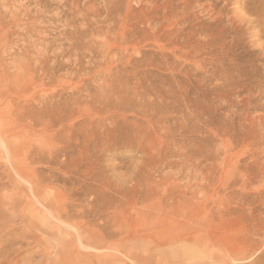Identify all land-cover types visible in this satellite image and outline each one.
Here are the masks:
<instances>
[{
  "label": "rangeland",
  "instance_id": "rangeland-1",
  "mask_svg": "<svg viewBox=\"0 0 264 264\" xmlns=\"http://www.w3.org/2000/svg\"><path fill=\"white\" fill-rule=\"evenodd\" d=\"M3 1L0 34L5 23L14 32L6 28L7 38L1 34L2 75L14 79L16 64L34 58L39 60L31 65L57 60L60 70L55 69L54 82L47 78L40 88L34 84L41 73L33 69L16 78L15 84L22 80L19 87L0 80L10 83V89L0 84L2 90L7 86L0 90V118L9 120L8 102L16 101L20 90H28L34 118L18 123L13 132L0 128V264H264V0H180L174 13L170 0H159L157 9L140 0ZM18 12L23 22L33 23L12 24L20 22L17 15L11 18ZM121 33L133 37L119 51L115 42ZM108 85H116L117 94L123 91L122 101L113 100L115 111L106 116V109L101 119L91 116L89 95L102 99ZM11 88L15 94L8 93ZM71 97L80 101L64 128L57 123L44 131L40 122L61 114ZM32 120L40 125L32 126ZM167 185L175 187L178 201L183 196L181 202L189 199L191 205L195 198L204 204L192 203L190 210L204 206L206 212L220 210V216L218 211L208 223L197 210L184 219L175 207L170 209L173 222L192 221V229L176 232L144 224L147 213H157ZM138 212L143 218L136 220Z\"/></svg>",
  "mask_w": 264,
  "mask_h": 264
},
{
  "label": "bare ground",
  "instance_id": "bare-ground-1",
  "mask_svg": "<svg viewBox=\"0 0 264 264\" xmlns=\"http://www.w3.org/2000/svg\"><path fill=\"white\" fill-rule=\"evenodd\" d=\"M1 1H3V0H1ZM9 1V0H8ZM106 1V0H105ZM115 1H117V0H115ZM120 1V3H121V0H119ZM140 1H144L146 4L145 5H147V6H149V7H151V8H153V9H157V8H159L160 7V5H159V0H140ZM171 2H173V7H172V13H174L175 12V10H176V8H177V5L180 3V0H170ZM185 1V3L186 4H188L187 2H189L190 0H184ZM193 1H195V0H193ZM4 2V1H3ZM10 2V1H9ZM8 2V3H9ZM73 2H75V1H73ZM88 2V1H87ZM72 3V2H71ZM90 3H91V0H90ZM115 3V2H114ZM80 4V3H79ZM107 4H109V2H107L106 3V5ZM115 4H118V3H115ZM114 4V5H115ZM190 4V3H189ZM9 5V4H8ZM72 5V4H71ZM70 5V6H71ZM74 5V4H73ZM71 6V7H74V6ZM75 5H77V4H75ZM86 5V4H85ZM85 5H84V7H85ZM113 5V1H112V6H114ZM118 5H120V4H118ZM4 6V5H3ZM10 6V5H9ZM80 6V5H79ZM88 7H90L91 5H87ZM93 6V5H92ZM91 6V7H92ZM122 6V5H121ZM0 7H1V5H0ZM82 7V6H81ZM83 7V8H84ZM94 7H95V5H94ZM105 7V6H104ZM115 7V6H114ZM5 8H7V6L5 7ZM10 8V7H9ZM83 8H81V9H83ZM87 8V7H86ZM98 8H99V6L97 7V11H99L98 10ZM185 8H186V5H185ZM184 8V9H185ZM8 9V8H7ZM21 9H22V7H21ZM80 9V10H81ZM89 9V8H88ZM90 9H94V8H90ZM89 9V10H90ZM94 9V10H95ZM100 9V8H99ZM116 9H117V7H116ZM123 9V8H122ZM6 10V9H5ZM71 10V9H70ZM7 11V10H6ZM21 11V10H20ZM75 11V10H74ZM106 11V10H105ZM111 11V10H110ZM15 12V11H14ZM28 13V11H25V13ZM86 13H87V11H85ZM85 12H83V16L85 15L86 16V13ZM4 13V12H3ZM12 13H13V11H12ZM69 13H71V12H69ZM76 13V12H75ZM74 13V14H75ZM100 13H102V12H100ZM108 13H111V12H108ZM29 14V13H28ZM72 14V13H71ZM73 14V15H74ZM89 14V13H88ZM91 14V13H90ZM1 15H2V13H1ZM12 15V14H11ZM15 16H13L12 15V19H14L13 17H17V16H19V17H21L20 15H19V12H18V14H14ZM17 15V16H16ZM100 15V14H99ZM108 15V14H107ZM3 16V15H2ZM10 15H8V17H9ZM22 16H24V15H22ZM26 16H27V14H26ZM29 16H31V15H29ZM33 16V15H32ZM35 16V15H34ZM106 16V15H105ZM110 16V15H109ZM4 17V16H3ZM18 17V18H19ZM87 17V16H86ZM96 17H98V16H96ZM147 17V16H146ZM2 18V17H1ZM10 17H9V21H10V19H11ZM22 18V17H21ZM21 18H19L18 20H20V22H12V24H18V23H20V25H21V23H23V24H28V26H29V24L31 23H33L32 21L31 22H29L28 23V19L29 18H26L28 21H26V23L25 22H23V21H25V19L23 20V18L21 19ZM32 18H34V17H32ZM39 17H37V19H38ZM88 18V17H87ZM86 18V19H87ZM108 18V17H107ZM114 18H115V16H114ZM120 18V17H119ZM149 18V17H148ZM147 18V19H148ZM11 19V20H12ZM17 19V18H16ZM85 19V18H84ZM106 19V18H105ZM112 19V18H111ZM6 20H7V18H6ZM15 20V19H14ZM32 20V19H31ZM107 20V19H106ZM114 20V19H113ZM75 21V20H74ZM73 21V22H74ZM86 21V20H85ZM89 21H90V19H89ZM108 21V20H107ZM116 21H118L117 19L115 20V22ZM0 22H2V21H0ZM35 22V21H34ZM8 23V22H7ZM87 23V22H86ZM4 24V23H3ZM6 24V23H5ZM5 24H4V27H5V31H2L1 32V34L4 32H6V30L9 28L10 30H11V28L10 27H12L11 25H9L10 27H7V26H5ZM9 24V23H8ZM7 24V25H8ZM91 24V23H90ZM122 24V23H121ZM1 25H2V23H1ZM1 25H0V27H1ZM25 25V26H26ZM34 25V24H33ZM114 25H116L115 23H114ZM16 26V25H15ZM21 26H23V25H21ZM21 26H18V27H21ZM92 26H93V23H92ZM120 27H122L121 25H119ZM115 27V26H114ZM7 28V29H6ZM15 28V27H14ZM26 28H27V26H26ZM32 28V27H31ZM30 28V29H31ZM88 28V27H87ZM113 28V27H112ZM2 29H3V26H2ZM1 28H0V30H2ZM25 29V28H24ZM30 29H28V30H30ZM13 30V29H12ZM11 30V31H12ZM18 30V29H17ZM16 30V31H17ZM88 30V29H87ZM8 32H9V30H7V35H8ZM13 32H14V30H13ZM26 32H27V30H26ZM31 32V31H30ZM126 32V31H125ZM3 33V36L6 34H4ZM17 33H19V32H17ZM28 33V32H27ZM69 33V32H68ZM73 33V32H72ZM137 33V32H136ZM1 34H0V40H1ZM13 34V33H12ZM16 34V33H15ZM76 34H78L77 32L75 33V35ZM120 34V33H119ZM118 34V35H119ZM70 35V34H69ZM121 35H122V33H121ZM115 36H117V35H115ZM123 36V38H121V39H117V41L115 42L114 40V42H115V44H116V47H118V49H120L119 51H122L123 49L122 48H125V49H127L126 47H127V43H129L130 42V40H132V37H129V35H127V34H124V35H122ZM214 37V39H215V41H216V39H217V35H213ZM77 37V36H76ZM79 38H80V35L78 36ZM77 37V38H78ZM4 38H7V37H5L4 36ZM74 38V37H73ZM116 38H118V36L116 37ZM109 39H111L110 37H109ZM115 39V38H114ZM123 39V40H122ZM4 40V39H3ZM3 40H2V42H3ZM70 40V39H69ZM79 40V39H78ZM122 40V41H121ZM7 41V40H6ZM9 41V40H8ZM76 41V40H75ZM118 41L120 42V43H118ZM68 42V41H67ZM109 42V41H108ZM125 43V44H124ZM70 44H71V42H70ZM69 44V45H70ZM75 44V43H74ZM114 43H112L111 45H113ZM88 45V44H87ZM0 46H1V43H0ZM6 46V45H5ZM4 45H3V49H4V47H5ZM77 46V45H76ZM79 46V45H78ZM212 46H213V44H212ZM70 47H73V46H70ZM84 46H82V48H83ZM89 47V46H88ZM206 47V46H205ZM1 48H2V46H1ZM33 49V48H32ZM73 50V49H77V48H70V50ZM122 49V50H121ZM179 49H182V50H184V48H179ZM199 49V48H198ZM1 50V49H0ZM69 50V51H70ZM3 51V50H2ZM187 49H185L184 50V52H186L187 53ZM62 52V51H61ZM72 52V51H71ZM70 52V53H71ZM74 52V51H73ZM95 52V51H94ZM69 53V54H70ZM0 54H2V52L0 53ZM4 54V53H3ZM24 54V53H23ZM22 54V55H23ZM43 54V53H42ZM62 54V53H61ZM72 54V53H71ZM7 55V54H6ZM21 55V54H20ZM28 55V54H27ZM31 55V53L29 54V56ZM49 55V54H48ZM56 55H58V54H56ZM68 55V54H67ZM2 57L4 56V55H1ZM0 56V59L2 58ZM19 56V55H18ZM18 56H16L18 59H19V57ZM28 56V57H29ZM23 57V56H22ZM37 57V56H36ZM47 57H49V56H47ZM51 57V56H50ZM60 56H58V58H59ZM4 58V57H3ZM2 58V59H3ZM24 59L23 60H25V57H23ZM29 58H31V57H29ZM54 58V57H53ZM56 58V57H55ZM78 58V57H77ZM1 59V60H2ZM6 59V58H5ZM21 59V58H20ZM34 59H38V58H34ZM33 59V60H34ZM32 60V61H33ZM39 60V59H38ZM31 61V62H32ZM35 61V60H34ZM51 59L50 58H45V59H42L41 61H38L39 62V64H34L33 65V63H32V65H33V67H32V65H31V62L30 61H21L20 62V64L19 65H17L16 64V66L19 68V71L18 70H13V73H15V78L14 79H12V77L10 76V75H8V73L7 74H3L2 75V72H0V80H9V82L11 83V82H14L13 83V85L15 84V81H16V78L23 72V74H24V72H26V71H32V69H33V71L34 72H36L35 74L37 75L39 72L41 73L40 75H41V78H39L38 77V75L37 76H35V86H36V88H38L39 86L41 87L42 85L44 86L45 85V80H47V78L50 80V81H52V82H54L55 80H56V77H55V69H56V67L57 66H59V64H57V60L56 61H54L53 62V64H51ZM37 62V63H38ZM58 62H59V60H58ZM107 63V62H106ZM3 64V63H2ZM77 64V63H76ZM8 65V64H7ZM0 66H4V65H0ZM14 66H15V64H14ZM70 66V65H69ZM79 66V65H78ZM78 66H77V68H78ZM82 66V65H81ZM126 66V65H125ZM6 67V66H5ZM4 67V68H5ZM65 67V66H64ZM76 68V69H77ZM6 69H8V67H6ZM6 69H5V71H6ZM35 69V70H34ZM57 69H59V68H57ZM56 69V70H57ZM64 69V68H63ZM73 69V68H72ZM85 69V68H84ZM60 70V69H59ZM9 70H7V72H8ZM16 71V72H15ZM33 72V73H34ZM57 72V71H56ZM30 73V72H29ZM77 71H74L73 70V72L71 73V75H74V76H76L77 75ZM30 75V74H29ZM25 76H27L26 75V73H25ZM31 76V75H30ZM10 77H11V79H10ZM29 77V76H28ZM30 78V77H29ZM58 78V77H57ZM71 78H72V76H71ZM78 78V77H77ZM108 80V79H107ZM110 80H112V79H110ZM109 81V80H108ZM113 81V80H112ZM1 82V81H0ZM58 82V81H57ZM66 82V81H65ZM68 82H72V81H68ZM111 82V81H110ZM2 83L3 82H1L0 84H1V86H3L5 83H3V85H2ZM7 83V82H6ZM10 83H8V84H5V85H7L8 87H9V89H10V86H9V84ZM17 83H22V80H21V82H17ZM16 83V84H17ZM80 83V82H79ZM113 83H114V81H113ZM15 84V85H16ZM58 84V83H57ZM75 84V83H74ZM85 84V83H84ZM23 85V84H22ZM62 85V84H61ZM71 85H72V83H71ZM104 85V84H103ZM1 86H0V88H1ZM7 86H5L4 87V89H6V87ZM16 86H18V85H16ZM26 87H27V85H25ZM118 86V85H117ZM19 87V86H18ZM39 87V88H40ZM83 87H84V85H83ZM82 87V88H83ZM116 87V85L115 86H113V85H108V86H103V90H104V92H103V97H101L102 99H100V97L99 96H91V94L89 95L90 96V98H91V100H90V102L88 103V104H90L86 109L89 111V114L91 115V116H93V117H99L100 116V119H101V115H103L102 113L104 112L105 113V111H106V109H110V110H107L106 111V116H107V113L109 112V111H111V110H113L112 108H110V107H112V106H115V103L113 102V100L115 101V100H117V101H119V100H121L122 99V93H123V91L121 90V89H119L120 87H118V90H121V94H119V92H118V94L117 93H115V90L116 89H114ZM3 88V87H2ZM2 88L0 89V90H2ZM13 88V87H12ZM11 88V89H12ZM28 88H30L29 86H28ZM46 88V87H45ZM52 88H54V87H52ZM79 88V87H78ZM77 87H76V89H78ZM84 88H86V87H84ZM4 89L2 90V91H4ZM14 89V88H13ZM13 89L12 90H8V93H10L9 91H13ZM81 89V88H80ZM24 90H27L26 88L24 89ZM117 90V91H118ZM30 91V90H29ZM33 91V90H32ZM78 91V90H77ZM87 91H88V88H87ZM26 92H28V90L26 91ZM26 92H24V91H21L20 90V94H18V95H16V101H14V100H9V107L11 106V108L10 109H8V113H7V116H5V117H8L9 118V120L7 119V120H4V118H0L1 120H0V128L1 129H3V130H6L7 132H13L14 131V128H15V126L18 124V123H21L22 121H24L25 122V120H28V118H30V119H34V118H32V116L30 115V112H29V109L31 108L30 106L32 105L33 106V104H32V102H31V99H30V101H29V99H27V97H28V93H26ZM4 93V92H3ZM3 93L0 91V96L3 98ZM13 93H14V91H13ZM15 94V93H14ZM54 94V93H53ZM57 94V93H56ZM55 94V95H56ZM114 94H117V95H114ZM9 95V94H8ZM35 95H37V94H35ZM34 95V96H35ZM14 96V95H13ZM31 96H33V95H31ZM38 96V95H37ZM59 96V95H58ZM62 96V95H61ZM123 96H124V94H123ZM0 97V98H1ZM5 97V96H4ZM7 97V96H6ZM53 97H55V96H53ZM114 97H115V99H114ZM12 98H14V97H12ZM11 98V99H12ZM40 98V97H39ZM65 98V97H64ZM72 98V97H71ZM10 99V98H9ZM59 99V98H58ZM66 99V98H65ZM73 99V98H72ZM69 99L68 101L67 100H65V107L63 108L62 107V113L61 114H57V113H55V112H52V113H55V118L53 119H50L49 117L51 116L50 114H48V112H46L45 110H43V112L45 111V114H48V115H50L49 117H48V115H47V117L49 118H47L46 119V117L44 118V119H46V120H44L43 122L41 121L40 122V124L41 125H43V126H41V128L43 127V129H44V131H46L47 129L49 130V128H53V127H55L56 126V124L58 123H61V124H59V125H57V126H59V128L58 129H62V127H63V125H64V123H63V121L64 120H66L68 117H70V116H72L73 114H75V112H76V110H77V108H75L76 106V103L78 102L79 103V101H80V99H79V101H77V100H75V99ZM119 99V100H118ZM4 100H6V101H8L7 99H4ZM24 101V103H22L23 101ZM34 100V99H33ZM38 100V99H37ZM101 100H102V102H101ZM125 100V99H124ZM1 101V100H0ZM64 101V100H63ZM100 102V103H102V106H101V108H100V106L99 105H96L98 108H100V109H95L96 108V106H95V108L93 109V107H94V105L93 104H95V103H97V104H100V103H98V102ZM117 101H115V102H117ZM122 101V100H121ZM43 101L42 100H40L39 99V102H38V104L39 103H42ZM56 102V101H55ZM54 102V103H55ZM113 102V103H112ZM6 103V102H5ZM51 103V102H50ZM78 103H77V105H78ZM122 103H124V102H122ZM36 104H37V102H36ZM46 104V103H45ZM47 104H48V102H47ZM58 104V103H57ZM62 104V103H61ZM64 104V103H63ZM111 104H114V105H112L111 106ZM118 104V103H117ZM116 104V105H117ZM4 105V104H3ZM51 105V104H50ZM54 105V104H53ZM120 105V104H119ZM37 106V105H36ZM35 106V107H36ZM47 106H49V105H47ZM46 106V107H47ZM74 106V107H73ZM30 107V108H29ZM34 107V108H35ZM43 107V106H42ZM45 107V108H46ZM49 107H51V109L52 108H54V107H52V106H49ZM48 107V108H49ZM56 107H57V109L58 110H60L58 107H60V105H56ZM119 107V106H118ZM34 108H32V109H34ZM47 108V109H48ZM116 108V107H115ZM5 110H6V108H4ZM36 109V108H35ZM34 109V110H35ZM81 109V108H80ZM80 109H78V110H80ZM3 110V109H2ZM1 110V108H0V111H2ZM50 110V109H49ZM81 110H83V108L81 109ZM81 110H80V112H81ZM4 111V110H3ZM3 111H2V113H3ZM37 111V112H36ZM35 112H36V114L38 113V115H39V112H38V110H36ZM50 111H52V110H50ZM113 111H115V110H113ZM112 111V112H113ZM117 111V110H116ZM7 111H5V113H6ZM34 111H33V113H35ZM58 112V111H57ZM60 112V111H59ZM58 112V113H59ZM1 113V112H0ZM51 113V112H50ZM78 113H79V111H78ZM88 113V112H87ZM111 113V112H110ZM40 114H41V111H40ZM42 114H44V113H42ZM33 115H35V114H33ZM38 115H35V116H38ZM60 115V116H59ZM108 115H109V113H108ZM114 115V114H113ZM2 116V115H1ZM34 116V117H35ZM41 116V115H40ZM44 116V115H43ZM43 116H41V117H43ZM46 116V115H45ZM75 116V115H74ZM112 116V115H111ZM110 117V116H109ZM126 117V116H125ZM38 118H40V117H38ZM72 118V117H71ZM104 118V117H103ZM6 119V118H5ZM29 119V120H30ZM36 120H38L37 118H35ZM73 119V118H72ZM97 119V118H96ZM99 119V120H100ZM43 120V119H42ZM69 120V119H68ZM38 121H40V120H38ZM46 121V122H45ZM31 123H33V120L31 121ZM35 124H37L38 125V122L36 121V122H34ZM32 124V126H34L35 124ZM62 123H63V125H62ZM72 123V121L71 122H69V124H68V126L70 127V124ZM39 124V125H40ZM67 124V123H66ZM19 125V124H18ZM38 125V126H39ZM60 125H62L61 127H60ZM72 125V124H71ZM23 126H25V125H23ZM29 126V125H28ZM67 126V128H69ZM76 125H74V127H75ZM99 126V125H98ZM115 126V125H114ZM113 126V127H114ZM135 126V125H134ZM37 127V126H36ZM38 128V127H37ZM64 128V127H63ZM0 129V130H1ZM34 129V128H33ZM70 129H72V128H70ZM75 129V128H74ZM26 130V129H25ZM41 130V129H40ZM42 131V130H41ZM58 131V130H57ZM63 131H68V130H63ZM62 131V132H63ZM70 131V130H69ZM65 132V133H66ZM71 132V131H70ZM73 132V131H72ZM56 133V132H55ZM60 133V132H59ZM64 133V134H65ZM68 133V132H67ZM92 133V132H91ZM1 134H4V133H1ZM62 134V133H61ZM64 134H63V136H64ZM72 134V133H71ZM14 135V134H13ZM60 135V134H59ZM84 135H86V134H84ZM56 136V135H55ZM60 136H62V135H60ZM65 136H68L69 137V133H68V135H65ZM74 136V135H73ZM107 136V135H106ZM71 137V136H70ZM76 137H78V136H76ZM85 137H87V136H85ZM91 138H92V136H90ZM63 138V137H62ZM90 138V139H91ZM149 138V137H148ZM64 139H65V137H64ZM72 139V138H71ZM70 139V140H71ZM75 139V138H74ZM73 139V141H75ZM78 139V138H77ZM90 139H89V142H90ZM150 139V138H149ZM66 140H67V137H66ZM65 140V141H66ZM69 140V139H68ZM70 140L68 141V142H70ZM80 140H83V139H80ZM80 140H79V142H80ZM92 140V139H91ZM72 141V142H73ZM77 141V140H76ZM93 141V140H92ZM101 141V140H100ZM83 142V141H82ZM84 142H85V144H83L84 146H88V145H86V141L84 140ZM88 142V143H89ZM67 143V142H66ZM87 143V144H88ZM65 144V143H64ZM68 144V143H67ZM79 145H80V147L79 146H76L75 147V145L73 144V146L75 147V149L77 148V147H79V148H82L81 147V145H82V143L80 144V143H78ZM94 144V143H93ZM100 145H101V143H99ZM66 145V144H65ZM90 145V144H89ZM143 145V144H142ZM57 146V145H56ZM64 146V145H63ZM94 146V145H93ZM104 146V145H103ZM90 147H92V146H90ZM100 147V146H99ZM54 148V147H53ZM95 148V147H94ZM94 148H92V149H94ZM71 149H73L74 150V148H71ZM87 149L89 150V151H91V149L90 148H88L87 147ZM80 150V149H79ZM82 151H83V149H82ZM87 150H85V152H86ZM100 151V150H99ZM72 152V151H71ZM70 152V153H71ZM75 152V151H74ZM78 152V151H77ZM85 152H83L82 154H84ZM69 153V154H70ZM94 153V152H93ZM93 153H90V154H93ZM68 154V157L70 156ZM73 153H71V155H72ZM75 154V153H74ZM80 154H81V150H80ZM80 154H78L79 156H80ZM97 154H98V152H97ZM67 155V154H66ZM66 155H64V156H66ZM75 155H77V154H75ZM85 155V154H84ZM86 155H88V154H86ZM86 155H85V157H86ZM167 155V154H166ZM94 156V155H93ZM93 156H91V159L93 158ZM74 157V156H73ZM73 157H71V158H73ZM77 156H75V158H76ZM81 157V156H80ZM84 157V156H83ZM88 157V156H87ZM90 157V156H89ZM96 157V156H95ZM94 157V158H95ZM102 157V156H101ZM150 157V156H149ZM67 158V157H66ZM70 158V157H69ZM78 158V157H77ZM81 159V158H80ZM53 160V159H52ZM86 160H88V159H86ZM188 160H190V162H191V158L190 159H188ZM71 161V160H70ZM79 161V159H77V162ZM186 161H187V159H186ZM73 162H74V160H73ZM76 162V161H75ZM82 162H84V159H82ZM81 162V163H82ZM89 162V161H88ZM87 162V163H88ZM91 162V161H90ZM141 162H143V161H141ZM146 162V161H145ZM162 162V161H161ZM80 162L79 163H76V164H81ZM163 163V162H162ZM61 164H63V163H61ZM85 164V163H84ZM90 164V163H89ZM65 165V164H64ZM92 165V164H91ZM35 166V165H34ZM80 166V165H79ZM78 166V167H79ZM194 166V165H193ZM89 167V166H88ZM91 168V167H90ZM90 168H87L88 170L90 169ZM140 169V168H139ZM25 170V169H24ZM92 170H94V169H92ZM32 171V170H31ZM90 172H91V169L89 170ZM97 171H99V170H97ZM23 172V171H22ZM21 172V173H22ZM29 173H31V172H29ZM35 173V172H34ZM87 174H91V173H87ZM98 174V173H97ZM24 175H26V174H24ZM93 175V174H92ZM94 175H96V174H94ZM99 175V174H98ZM215 175V174H214ZM91 175H89L88 177H90ZM75 177V176H74ZM98 178V176H93V178ZM99 177H100V179L102 178L100 175H99ZM217 177V176H216ZM33 178V177H32ZM92 178V179H93ZM102 179H104V178H102ZM218 179V178H217ZM89 180V179H88ZM97 180H99V178L97 179ZM102 181H104V180H102ZM101 180L99 181V182H102ZM82 182V181H81ZM90 183H92V182H90ZM105 184L104 185H108V184H106V182H104ZM150 183V182H149ZM95 184L97 185V183L95 182ZM87 185V184H86ZM101 185V184H100ZM140 184H138V186H139ZM169 185V184H168ZM166 186L167 188L165 189V193H163V196L161 197V198H159V203H158V205L156 206L157 208H159L158 209V211H157V213H153L154 211L152 210L151 212H149V213H147L148 215H146V216H144V218H143V216H142V214L140 215L139 213L140 212H138V214L140 215V216H142V217H139V215H138V217L136 218L135 217V219L137 220L138 218H143L144 220L142 221V219H141V222H144V224H146V222H148L149 224L151 223V225H153V224H155L154 226H161L162 228H164V229H172L173 231H176V232H181V231H187V230H189V229H192L193 228V223H190V222H192V221H190L189 223H188V221H187V223H175V222H173V220L171 219V216H172V214L170 215V211L171 210H173V208H175L174 210H175V212H179L180 213V211H183V218L184 219H188V218H190L189 217V215H193L194 213H196V211L198 210H195L196 209V207L195 208H193L192 210H190V208H189V206H191L192 205V203H196V202H194V200L195 201H197L195 198H193L195 195H193V197H191L190 196V198L193 200V202H192V200H191V205H189L190 203V201H189V199H185L183 202H181V199L183 200L184 198H183V196H182V198H179V200L180 201H178L177 199L178 198H176L175 196H174V192H175V187H173L172 185L171 186ZM25 186V185H24ZM87 186H89V185H87ZM98 186V185H97ZM102 186V185H101ZM180 186V185H179ZM182 186V185H181ZM179 187L178 189H180V188H183V186L182 187ZM91 187V186H90ZM89 187V188H90ZM99 187L100 186H98V189H99ZM102 187H105V186H102ZM107 187H109V186H107ZM169 187V188H168ZM28 188V187H27ZM36 189L37 188H40V186H38V187H35ZM121 188V187H120ZM123 188V187H122ZM138 188H140V187H138ZM137 188V189H138ZM150 188H152V187H150ZM45 189V188H44ZM95 189H97V188H95ZM106 189V188H105ZM110 189V188H109ZM143 189V188H142ZM104 190V189H103ZM112 190V189H111ZM116 190V189H115ZM119 190V189H118ZM117 190V191H118ZM122 190V189H121ZM120 190V191H121ZM141 190V189H140ZM151 192H155V190L154 191H152L151 189H149ZM161 190V189H160ZM160 190H158V191H160ZM167 190V191H166ZM176 190H177V187H176ZM37 191V190H36ZM45 191V190H44ZM106 191V190H105ZM123 191V190H122ZM121 191V192H122ZM138 191V190H137ZM147 192H148V189L146 190ZM145 191V193H147ZM149 191V192H150ZM158 191H156V192H158ZM49 192H51V191H49ZM112 192V191H111ZM111 192H110V194H111ZM116 192V191H115ZM115 192H112V193H114L115 194ZM133 192H134V190H133ZM142 192V191H141ZM144 192V191H143ZM148 192V193H149ZM37 193H39V192H37ZM40 193H41V191H40ZM39 193V194H40ZM52 193V192H51ZM101 193H103V192H101ZM120 193V192H119ZM144 193V194H145ZM159 193V192H158ZM158 193H156L157 195H158ZM53 194V193H52ZM109 194V195H110ZM113 194V195H114ZM141 194V193H140ZM143 194V195H144ZM150 194V193H149ZM152 194V193H151ZM154 194V193H153ZM186 194V193H185ZM112 195V194H111ZM116 195V194H115ZM114 195V196H115ZM135 195V194H134ZM146 195H148V194H146ZM161 195V194H160ZM139 196V195H138ZM141 196V195H140ZM153 196V195H152ZM180 196V197H181ZM185 196V198H187V195H184ZM25 197V196H24ZM119 197H122V196H119ZM125 197H127V196H124V198ZM158 197H160V196H158ZM109 198H110V196H109ZM128 198V197H127ZM132 198V197H131ZM134 198V197H133ZM138 200H139V198H141V197H136ZM146 198V197H145ZM148 198V197H147ZM197 198V197H196ZM113 198H111L110 200H109V202L112 200ZM120 199V198H119ZM142 199V198H141ZM140 199V200H141ZM157 199V198H156ZM118 200V199H117ZM146 200V199H145ZM148 200V199H147ZM177 200V201H176ZM206 200V199H205ZM204 200V201H205ZM16 201V200H15ZM113 201H114V199H113ZM116 201V200H115ZM126 201V200H125ZM124 201V202H125ZM128 201H131V200H129V198H128ZM134 201V200H133ZM132 201V202H133ZM137 201V200H136ZM143 201V200H142ZM203 201V202H204ZM119 202H122V200H120ZM132 202L131 203H129V204H131V207H132ZM144 202V201H143ZM200 202V201H199ZM198 202V203H199ZM115 203V202H114ZM134 203V202H133ZM136 203V202H135ZM155 203V202H154ZM198 203H196V204H198ZM200 203H202V202H200ZM206 203H207V201H206ZM110 204H111V202H110ZM116 204V203H115ZM123 203H121V204H118V205H122ZM203 204V203H202ZM218 204V203H217ZM114 205V204H113ZM124 205V204H123ZM127 205V204H126ZM150 205V204H149ZM148 205V206H149ZM156 205V204H155ZM155 205H154V207H155ZM189 205V206H188ZM194 205L195 204H193V207H194ZM198 205H201V204H198ZM204 205V204H203ZM207 205V204H206ZM95 206V205H94ZM97 206V205H96ZM95 206V207H96ZM116 207H117V205H115ZM152 207H153V204L151 205ZM170 206V208H168ZM122 207H124L125 208V206H122ZM206 207V206H205ZM216 207V206H215ZM111 208V207H110ZM124 208H122L123 210H124ZM132 208H134V207H132ZM151 208V207H150ZM199 208H201V206L199 207ZM203 208V209H202ZM201 209H200V211L198 210L197 211V213L196 214H199V215H204V219H202L201 221H207L208 223L210 222V221H214V217H215V215H216V213L218 212V211H220V210H217V212H214V213H210V212H206V210L204 209V206L202 207ZM130 209V208H129ZM147 208H145L144 210L147 212V210H146ZM164 209V210H163ZM171 209V210H170ZM210 209V208H209ZM214 209V208H213ZM99 210H100V208H99ZM118 210H120V208H118ZM134 210H135V208H134ZM133 210V211H134ZM139 211L141 210V209H138ZM137 210V211H138ZM201 210H205L203 213H202V211ZM214 210H216V209H214ZM51 211V210H50ZM65 211V210H64ZM83 211V210H82ZM97 211V210H96ZM95 211V212H96ZM102 211H103V209H102ZM101 210L99 211V212H102ZM115 211H116V209H115ZM114 211V212H115ZM120 211H122V210H120ZM136 211V212H137ZM144 211V212H145ZM148 211H149V209H148ZM156 211V210H155ZM208 211V210H207ZM211 211H212V208H211ZM59 212V211H58ZM57 212V213H58ZM85 212V211H84ZM119 212V211H118ZM123 212V211H122ZM126 212V211H125ZM142 212V211H141ZM97 213V212H96ZM124 213V212H123ZM127 213V212H126ZM131 213H132V211H131ZM160 213H162V214H160ZM172 213V212H171ZM174 213V212H173ZM178 213V214H179ZM219 213H221V211L220 212H218V215H219ZM34 214V213H33ZM82 214V213H81ZM85 214V213H84ZM181 214V213H180ZM196 214H194V215H196ZM121 215V214H120ZM222 215V214H221ZM122 216L124 217H126V214L125 215H123L122 214ZM188 218H187V217ZM200 216V217H201ZM220 216V215H219ZM174 217V216H173ZM172 217V218H173ZM192 217V216H191ZM196 217V216H195ZM198 217V216H197ZM218 217V216H217ZM176 218H177V216H176ZM193 218H194V216H193ZM193 218H191V219H193ZM123 219V218H122ZM134 219V220H135ZM174 220H175V218H173ZM140 220V219H139ZM177 220V219H176ZM200 220V219H199ZM209 220V221H208ZM121 221V220H120ZM127 221H129V220H127ZM181 222H183L182 220H180ZM198 222V220H195V222ZM200 221V222H201ZM215 221H217L216 219H215ZM132 222V221H131ZM195 222H194V224H195ZM28 223V222H27ZM122 223V221L121 222H119L118 224H121ZM134 223H135V221H134ZM123 224V223H122ZM143 224V225H144ZM148 224V225H149ZM198 224V223H197ZM195 225V226H198V225ZM204 224V223H203ZM125 224H123V226H124ZM147 225V226H148ZM202 225V224H201ZM107 226V225H106ZM122 226V227H123ZM125 226H127V225H125ZM129 226V225H128ZM137 226H139V225H137ZM150 226V225H149ZM200 226V225H199ZM203 226V225H202ZM202 226H200V227H202ZM207 226V224L205 225V227ZM208 226H209V224H208ZM133 227V226H132ZM135 228H137L136 226H134ZM146 227V226H145ZM152 228H154L153 226H151ZM65 228H68V227H65ZM128 228V227H127ZM139 228V227H138ZM195 228V227H194ZM198 228V227H197ZM141 229V228H140ZM143 229V228H142ZM157 229V228H156ZM134 230H136V229H134ZM145 230V229H144ZM147 230V229H146ZM113 231V230H112ZM148 231V230H147ZM197 232H198V230H197ZM186 233V232H185ZM80 234V233H79ZM177 234V233H176ZM82 235V234H81ZM94 237V236H93ZM171 238V237H170ZM92 239V238H91ZM94 239H96V238H94ZM187 239V238H186ZM80 240V244H81V239H79ZM99 240V239H98ZM97 240V241H98ZM168 240V239H167ZM169 241H170V239H169ZM79 242V241H78ZM170 243V242H169ZM84 245V244H83ZM113 245V244H112ZM111 246V245H110ZM113 248V247H112ZM148 252V251H147ZM75 254V253H74ZM118 258V257H117ZM120 258V257H119ZM104 261V260H103Z\"/></svg>",
  "mask_w": 264,
  "mask_h": 264
}]
</instances>
